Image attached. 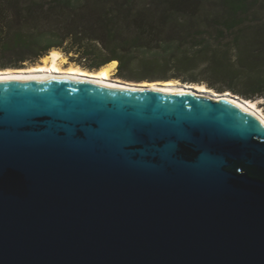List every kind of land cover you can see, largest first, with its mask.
Here are the masks:
<instances>
[{"label":"water","instance_id":"obj_1","mask_svg":"<svg viewBox=\"0 0 264 264\" xmlns=\"http://www.w3.org/2000/svg\"><path fill=\"white\" fill-rule=\"evenodd\" d=\"M0 264H264V123L195 92L0 78Z\"/></svg>","mask_w":264,"mask_h":264},{"label":"trees","instance_id":"obj_2","mask_svg":"<svg viewBox=\"0 0 264 264\" xmlns=\"http://www.w3.org/2000/svg\"><path fill=\"white\" fill-rule=\"evenodd\" d=\"M54 48L88 69L117 60L126 80L264 98V0H0V68Z\"/></svg>","mask_w":264,"mask_h":264},{"label":"bare ground","instance_id":"obj_3","mask_svg":"<svg viewBox=\"0 0 264 264\" xmlns=\"http://www.w3.org/2000/svg\"><path fill=\"white\" fill-rule=\"evenodd\" d=\"M68 63L66 56L60 49H52L41 61L28 67L0 68V78L47 79L52 77L86 80L106 85L138 88L161 89L183 93L195 92L213 99H228L247 111L257 115L264 123V113L259 110L256 100L242 98L230 91L219 92L205 84L181 83L174 79L160 81H132L121 77H114L116 62L105 64L96 69H88L76 63Z\"/></svg>","mask_w":264,"mask_h":264},{"label":"rangeland","instance_id":"obj_4","mask_svg":"<svg viewBox=\"0 0 264 264\" xmlns=\"http://www.w3.org/2000/svg\"><path fill=\"white\" fill-rule=\"evenodd\" d=\"M66 56H68V63L67 64H69V63H75L74 61H72V59H71V56L70 55H73V56H77L76 54H74V53H72V54H70V55H68V54H66L65 52H63ZM42 59V58H41ZM41 59L37 62V63H39L40 61H41ZM82 61L85 63V64H91V63H93L92 62V59H87V60H85V59H82ZM117 61V60H116ZM112 62H115L114 60H112V61H109L108 63H112ZM108 63H106V64H108ZM34 64H36V63H34ZM77 64V63H76ZM32 64H30V63H27V66H25V67H28V66H31ZM118 67H119V61H117L116 62V66H115V70H114V77H120L119 75H118ZM96 69V68H95ZM122 78V77H121ZM128 80H132V81H137V80H135V79H128ZM160 80H165V79H161V78H159V79H157V80H153V81H160ZM167 80H169V79H167ZM174 80H177L178 82H182L181 80H179V79H174ZM182 83H185V82H182ZM186 83H189V82H186ZM190 84H198V83H193V82H191ZM206 85V84H205ZM207 86V85H206ZM231 92V91H230ZM233 93V92H232ZM234 94H236V93H234ZM238 95V94H237ZM240 97H242V98H245V97H243V96H241V95H239ZM247 99V98H246ZM250 100H256V105L259 107V110L262 112V113H264V98H256V99H250Z\"/></svg>","mask_w":264,"mask_h":264},{"label":"flooded vegetation","instance_id":"obj_5","mask_svg":"<svg viewBox=\"0 0 264 264\" xmlns=\"http://www.w3.org/2000/svg\"><path fill=\"white\" fill-rule=\"evenodd\" d=\"M115 62H117V61H115Z\"/></svg>","mask_w":264,"mask_h":264}]
</instances>
